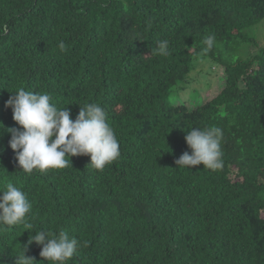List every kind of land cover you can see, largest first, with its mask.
I'll return each mask as SVG.
<instances>
[{
    "label": "trees",
    "instance_id": "1",
    "mask_svg": "<svg viewBox=\"0 0 264 264\" xmlns=\"http://www.w3.org/2000/svg\"><path fill=\"white\" fill-rule=\"evenodd\" d=\"M260 29L264 0H0V183L33 205L31 229L0 228V264H15L41 229L78 239L67 264H264ZM206 59L214 85L195 105L174 102ZM20 88L50 94L73 120L99 103L120 157L103 171L79 155L22 172L6 131L20 126L5 107ZM193 127L223 130L222 168L177 166ZM40 251L33 241L25 255L48 264Z\"/></svg>",
    "mask_w": 264,
    "mask_h": 264
},
{
    "label": "clouds",
    "instance_id": "2",
    "mask_svg": "<svg viewBox=\"0 0 264 264\" xmlns=\"http://www.w3.org/2000/svg\"><path fill=\"white\" fill-rule=\"evenodd\" d=\"M211 41L212 38L207 37L204 43L211 46ZM58 46L61 51L66 49L62 41ZM168 50V40L158 41L155 51L167 55ZM51 99L48 93L20 88L5 102V107L12 109L13 120L20 126L6 131L11 134L9 144L22 172L32 174L34 170L64 169L71 165L72 156L79 155H90L88 166L103 171L120 157L119 141L103 106L95 102L80 106L73 120L68 107H57ZM0 130H4V125ZM222 139L223 130L219 127L189 129L185 141L191 154L185 151L177 159V166L191 168L202 164L210 170L222 168ZM32 207L27 193L20 187L12 182L0 183V228L24 224L31 229L28 220ZM33 241L41 246L40 256L48 264H67L79 246L78 239L70 237L64 229L55 233L41 229L30 236L28 245ZM28 245L22 247L15 264H33L34 259L25 255Z\"/></svg>",
    "mask_w": 264,
    "mask_h": 264
},
{
    "label": "rangeland",
    "instance_id": "3",
    "mask_svg": "<svg viewBox=\"0 0 264 264\" xmlns=\"http://www.w3.org/2000/svg\"><path fill=\"white\" fill-rule=\"evenodd\" d=\"M253 33V32H252ZM264 46V33L260 29L258 31ZM199 60H196L197 62ZM212 63L209 60H203L202 63L196 66V69L189 75V79L183 85V87H176L171 95V99L174 102L186 103L188 105H195L199 103L203 97L208 93L210 86L212 87L216 82L218 68L212 67Z\"/></svg>",
    "mask_w": 264,
    "mask_h": 264
}]
</instances>
